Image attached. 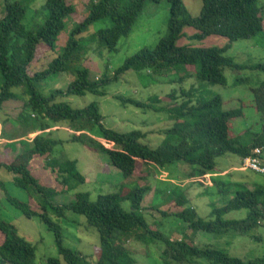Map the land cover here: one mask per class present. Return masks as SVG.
I'll use <instances>...</instances> for the list:
<instances>
[{
	"label": "trees",
	"instance_id": "16d2710c",
	"mask_svg": "<svg viewBox=\"0 0 264 264\" xmlns=\"http://www.w3.org/2000/svg\"><path fill=\"white\" fill-rule=\"evenodd\" d=\"M3 11H0V113L9 101L19 100L14 89H24L28 100L19 114V122L28 121L26 111L32 112L31 119L36 122L25 124L26 129L37 133L29 141H21L25 147L15 158L10 155L16 150L13 143L9 153L0 156V170L14 175L15 184L23 189L33 188L41 198L39 209L33 210L30 205L17 199L9 198L10 203L20 210L28 219L36 216L54 234L55 246L59 256L66 264H88L82 254L64 245L62 229L54 223L48 214L51 209L58 217L67 211L86 218L87 224L99 233L100 256L96 264H139L133 251L125 246L127 240L135 239L148 244L149 241L163 244L162 254L165 264H201L206 260L210 264H264V258L245 261L228 254L226 251L212 247H199L190 241L181 239L173 241L161 232L151 228L143 212V201L151 191L149 185L137 186L127 195L121 193L100 195L96 201L90 200L88 193L78 194L76 201L69 205L55 206L51 200L58 196L55 189L40 185L33 176L31 162L41 157L45 159V167L57 176L62 192L76 189L86 183V178L79 172L77 162L69 159L53 157L55 147L63 144L61 140L46 137L44 133L51 129V124L77 126L73 142L88 146L91 150L107 157L109 163L122 172L125 179H131L140 165L165 168L185 163L192 168V178L196 184L215 185L223 198L230 197L225 206L213 210L215 220L206 221L199 218L196 210L189 205V199L179 191L174 202L176 210L165 213L183 221L189 230L195 233H207L224 236L230 233L247 236L254 230L264 226V187L250 190L246 184H225L209 178L217 168V159L227 155L237 156L242 167L259 174L245 166V160L256 158L264 166V125L254 129L244 125V135H234V122L245 118V108L225 109V102L219 95L210 97L200 95L198 89L189 91L181 88L172 91L168 100L155 96L148 103L117 96L123 107L134 106L138 109L165 113L172 125L163 134L165 141L153 148L144 143L147 134L142 131L120 133L105 128L104 117L96 103L75 109L70 104L57 102L59 97H82L86 94L105 95L104 88L118 82L130 71L140 75L146 72L154 76L155 83H184L195 77L201 83L210 85H227L226 71L240 72L248 69L237 64L227 56L234 43L248 41L264 33V5L260 0H203L199 17L191 16L183 0H89L86 5L87 16L77 24L63 52L56 55V44L66 28V21L76 13L69 0H46L44 6L47 17L37 30H28L23 25L27 16L29 2L21 0H2ZM168 1L171 15L166 36L154 49L146 48L128 59L122 67L115 71L112 78L92 81L88 69L77 71V79L64 90H56L51 95H44L42 84L51 76L68 72L71 63L81 50L79 38L91 27L103 20H109L111 26L97 32L91 41H98L109 51H116L119 41L128 37L138 18L144 12L148 2L160 3ZM0 9L2 7L0 6ZM2 12L4 16L2 17ZM192 28L196 33L190 41L203 42L209 37L217 36L228 40L224 47L180 46L179 42L186 36L185 29ZM38 49H45V54L53 59L47 68L36 71L33 76L30 70L36 59ZM254 71L264 72V63L251 67ZM172 75L176 81L168 79ZM247 80H238V84ZM255 88L254 97L256 112L264 114V81ZM180 94V95H179ZM40 118V120H38ZM80 126V127H79ZM54 128V127H53ZM98 129L103 142L97 141L87 130ZM255 130V131H254ZM259 151V152H258ZM199 178V179H197ZM147 177L144 178L146 180ZM0 188L5 190L0 181ZM209 192V191H208ZM168 195H174L169 188ZM129 201L131 210H126L123 203ZM179 209V210H178ZM248 211L243 220H225L232 212ZM35 247L18 234L14 226L0 220V264H36ZM47 264H61L57 258H49Z\"/></svg>",
	"mask_w": 264,
	"mask_h": 264
},
{
	"label": "rangeland",
	"instance_id": "374dc122",
	"mask_svg": "<svg viewBox=\"0 0 264 264\" xmlns=\"http://www.w3.org/2000/svg\"><path fill=\"white\" fill-rule=\"evenodd\" d=\"M21 1L29 2L23 25L28 30H37L44 24L47 17V12L44 9L46 0ZM183 1L191 16L194 18L199 17L203 0ZM88 2L89 0H69V3L74 5L76 13L66 21V28L58 39L56 55L54 56H58L63 52L77 24L81 23L84 17L87 16L86 5ZM3 5L4 2L0 0V6L2 7L0 11H3ZM263 5L264 0H260L259 6ZM2 14L3 17L4 13L2 12ZM170 15L171 6L168 1L148 2L144 12L135 23L132 33L119 41L116 51H109L107 48L102 47L98 41H91L99 30L111 26L110 21L106 19L95 24L79 38L82 48L78 57L69 66L68 72L53 75L47 82L42 84L44 95L49 96L56 90L66 89L69 84L77 79V71L82 68L90 71L92 81L103 79L106 76L112 78L115 71L139 51L146 48L154 49L158 45L166 36ZM185 33L188 36L179 42L180 46L191 45L211 48L224 47L228 43L227 39L217 36L209 37L203 42L190 41V37L196 33V30L187 28ZM44 50L38 49L33 69L30 70L31 76L36 71L47 68L51 63L53 58L45 54ZM227 56L248 69H243L240 72L227 70V85L225 86L201 83L195 77L189 78L181 84L176 81L177 77L172 75L168 79L176 82L171 84L155 83L154 76L153 78L149 77L146 72L140 75L137 72L130 71L121 77L118 82H113L105 87L103 89L105 95L97 96L88 93L82 97H59L57 102L70 104L75 109H81L91 103H96L104 117L103 124L105 128L120 133L142 131L148 135L144 143L156 148L165 141L166 136L163 132L172 125L168 115L156 113L152 110L138 109L134 106L123 107L116 97L124 96L148 103V100L152 97L159 96L168 100V96L172 91H179L181 88L189 91L194 87L206 99L217 95L221 96L225 102L226 110L245 108V118L232 124L235 136L244 135L247 125L250 126V129L254 128L255 130L262 128V124L264 125V114L256 112L255 107L257 105L254 97L255 88H258L259 83L264 81V72L251 69L254 65L264 63V33L252 40L234 43ZM242 79L247 80V82L238 84V80ZM13 92L19 95V100L7 102L0 113V156H2L1 153H9L10 146L16 143V150H14V154L10 155L15 158L25 149L21 141H29L37 133H33L25 127V124L32 125L36 122L30 118L32 112L26 111L27 122L18 121L24 103L28 100L24 89H14ZM244 121L246 126L243 124ZM51 125V129L47 130L44 135L54 140L63 141V144L55 147L53 157L76 161L79 172L86 178L84 185L76 189H66L62 192L57 176L45 167V159L35 158L30 165L33 176L41 186L55 189L60 193L51 200L55 206L74 203L77 195L81 193H88L90 200L94 202L100 195L122 192L125 196L137 186L149 185L151 191L143 201V207L146 210L143 212V216L154 230L161 232L170 240L193 241L199 247L204 248L207 246L223 250L231 256L245 261L264 258V226L254 230L247 236L234 233L217 236L202 232L195 233L189 230L187 225L180 219L166 216L165 213L174 211L173 208L176 210L174 202L181 190L189 199V205L196 210L199 218L206 221L215 220V217L212 216L213 210L222 208L230 199V197L223 198L218 194L217 188L210 182H206V185L196 184V178H192L193 171L188 164L179 163L165 168H149L140 165L134 177L125 179L122 172L109 163L107 157L91 150L86 145L73 142L72 138L79 130L77 126L68 125L66 122L58 125L52 123ZM88 132H91L92 137L97 141L103 142L102 135L97 128L87 130ZM10 156L4 155L2 157L9 159ZM216 163L217 168L210 174L209 178L225 184L237 182L246 184L252 191L260 186L264 187V177L242 167V161L237 156L227 155L217 159ZM145 177H147L146 180H144ZM0 181L5 188V190L0 188V220L14 226L21 237L33 244L36 253V264H47L49 258H57L61 261V264H66L57 252L54 234L48 230L40 218L36 216L28 219L9 201V198L17 199L30 205L36 212L42 213L41 210H37L41 204V198L38 194L33 188L23 189L18 187L14 182V175L5 170H0ZM169 188L174 190V195H168ZM123 207L129 211L132 209L129 201H125ZM48 214L52 221L61 227L64 245L82 254L88 264H96L100 256L99 233L87 224L86 218L71 211H67L63 217H58L51 209H48ZM247 216L248 211L242 210L232 212L226 215L224 219L243 220ZM125 246L128 250L133 251L134 258L139 264H165L161 242L149 241L148 244H144L131 239L127 240ZM200 263L210 264L206 260H201Z\"/></svg>",
	"mask_w": 264,
	"mask_h": 264
},
{
	"label": "built area",
	"instance_id": "2783aa9c",
	"mask_svg": "<svg viewBox=\"0 0 264 264\" xmlns=\"http://www.w3.org/2000/svg\"><path fill=\"white\" fill-rule=\"evenodd\" d=\"M245 166L249 169L256 171V172L264 174V166L262 165L261 161L256 159V158L246 159L245 160Z\"/></svg>",
	"mask_w": 264,
	"mask_h": 264
}]
</instances>
